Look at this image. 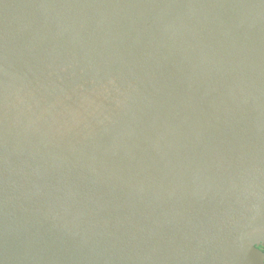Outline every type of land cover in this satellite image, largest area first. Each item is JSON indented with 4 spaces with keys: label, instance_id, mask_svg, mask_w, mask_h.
I'll return each instance as SVG.
<instances>
[{
    "label": "water",
    "instance_id": "obj_1",
    "mask_svg": "<svg viewBox=\"0 0 264 264\" xmlns=\"http://www.w3.org/2000/svg\"><path fill=\"white\" fill-rule=\"evenodd\" d=\"M264 0H0V264H264Z\"/></svg>",
    "mask_w": 264,
    "mask_h": 264
},
{
    "label": "trees",
    "instance_id": "obj_2",
    "mask_svg": "<svg viewBox=\"0 0 264 264\" xmlns=\"http://www.w3.org/2000/svg\"><path fill=\"white\" fill-rule=\"evenodd\" d=\"M259 248H261L264 251V246H259Z\"/></svg>",
    "mask_w": 264,
    "mask_h": 264
}]
</instances>
